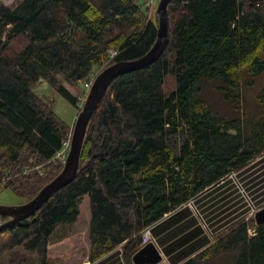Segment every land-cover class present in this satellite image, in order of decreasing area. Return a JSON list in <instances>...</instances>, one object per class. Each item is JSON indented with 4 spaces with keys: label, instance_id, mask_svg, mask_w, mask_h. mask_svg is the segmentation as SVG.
<instances>
[{
    "label": "trees",
    "instance_id": "obj_1",
    "mask_svg": "<svg viewBox=\"0 0 264 264\" xmlns=\"http://www.w3.org/2000/svg\"><path fill=\"white\" fill-rule=\"evenodd\" d=\"M138 1L20 0L10 7L0 0L1 187L29 201L61 172L65 163L55 157L75 119L64 120L35 87L48 82L79 112L96 65L138 58L156 42L159 15ZM167 14L162 56L112 81L89 121L76 179L0 231V264L6 256L10 264L33 262V253L49 264L55 229L67 235L84 198L90 261L122 246L124 263L135 264L146 228L154 237L152 225L194 209L191 200L197 209L196 197L264 154V87L254 112L241 104L243 88L264 74V0H170ZM208 83L234 116L207 99ZM9 218L0 215V224ZM223 223L206 248L172 264H264V223L246 214Z\"/></svg>",
    "mask_w": 264,
    "mask_h": 264
},
{
    "label": "crops",
    "instance_id": "obj_2",
    "mask_svg": "<svg viewBox=\"0 0 264 264\" xmlns=\"http://www.w3.org/2000/svg\"><path fill=\"white\" fill-rule=\"evenodd\" d=\"M245 195L251 198L254 205L264 202V154L252 161L244 173L234 174L196 197L197 209L189 207L188 211L178 214L172 222L166 223L165 220L174 215L168 214L165 220L152 225L157 244L166 240L168 246H171L165 250V245L159 243L160 252L172 264L175 258L184 253H195L206 248L208 244L203 246V242L209 240L211 243L214 240L209 237L206 227L215 234L223 222L241 214L247 215L252 210ZM121 251L122 247L118 246L103 257L90 261V264H125Z\"/></svg>",
    "mask_w": 264,
    "mask_h": 264
},
{
    "label": "water",
    "instance_id": "obj_3",
    "mask_svg": "<svg viewBox=\"0 0 264 264\" xmlns=\"http://www.w3.org/2000/svg\"><path fill=\"white\" fill-rule=\"evenodd\" d=\"M157 14L159 15L158 37L151 49L142 56L119 61L109 65L96 76L92 86L86 95L84 106L78 112L74 124L71 138V146L68 152L66 162L61 172L55 178L47 183L38 194L20 205H2L0 204V215L10 217L9 220L0 224V231L9 225H13L24 218L34 215L46 203L52 195L59 189L67 186L76 179L80 167L81 153L88 129L99 104L107 93L109 86L118 76L125 73L140 70L151 66L158 58L162 56L169 42V18L168 5L170 0H159ZM255 219L258 224L264 223V207L255 213ZM133 261L135 264H160L163 261V254L155 242L151 241L142 246L134 253Z\"/></svg>",
    "mask_w": 264,
    "mask_h": 264
},
{
    "label": "rangeland",
    "instance_id": "obj_4",
    "mask_svg": "<svg viewBox=\"0 0 264 264\" xmlns=\"http://www.w3.org/2000/svg\"><path fill=\"white\" fill-rule=\"evenodd\" d=\"M6 5H9L10 7H14L18 4L20 0H1ZM147 1V2H146ZM154 5L150 6L148 4V0H139L138 2L142 4L144 8H149V14L151 17H154L155 11H157L159 0H153ZM100 65L97 67V65L94 67V73L88 78V82H91L92 79H95L98 73L102 70L104 65ZM97 74V75H96ZM60 84H63L66 88H68L71 92L78 95V99L80 96H83V92L80 91L77 87H74L73 85L69 84L63 76L59 75ZM87 82V83H88ZM264 87V74L260 75L259 78L256 80L255 85L252 87H245L243 88L242 94L244 97L247 98V100L241 103L242 105H246L248 108L249 113L254 112L255 107L257 106V100L256 96L261 88ZM35 90L38 92V94L45 96L46 99L50 100L53 104L54 111H56L64 120H66L68 123H73L74 119L76 120V116L78 114V110L76 107H74L67 99L62 97V95L51 85L48 84V82H45L44 80L41 81L37 86L35 87ZM206 94H208L206 97L207 99H211V101H214L213 103L216 105V108L220 110L221 112L229 113L226 115L234 116L235 113L234 109L232 110V106L229 102H226L222 100L221 93L217 91V88H215L214 84H206L205 88ZM88 93V92H87ZM86 93V94H87ZM75 124V123H74ZM233 176V174H232ZM248 198V202L250 206L252 207L249 214H247L248 218H251L255 215V213L262 207H264V202L261 204H253L251 198L247 195H245ZM28 201V199L23 195H19L16 192H13L12 189L9 188H3L0 186V204L2 205H20L24 204ZM87 201V198H84V200L81 202V210L82 214L77 224L72 226L71 228H66V236L59 237L56 235L61 230V226L55 229V233L52 236L51 243H49V264H90L89 254L91 250L90 245V239H89V218H90V208ZM195 208V207H194ZM208 234L210 235L212 239L214 238L215 234L206 227ZM147 231V228L142 232V238L144 233ZM251 233H254V229H251ZM155 242V241H154ZM156 243V242H155ZM158 246V244L156 243ZM122 247V246H121ZM159 247V246H158ZM160 249V247H159ZM161 250V249H160ZM22 252V251H21ZM29 256V254L22 252ZM32 255V256H31ZM29 257L33 259V262H22V264H39L37 261L38 255L37 253L31 254ZM9 256H6L3 258V261H5V264L9 263ZM163 261L160 264H171L169 260L167 259L166 255H163ZM21 258V257H20ZM28 261V260H27Z\"/></svg>",
    "mask_w": 264,
    "mask_h": 264
},
{
    "label": "built area",
    "instance_id": "obj_5",
    "mask_svg": "<svg viewBox=\"0 0 264 264\" xmlns=\"http://www.w3.org/2000/svg\"><path fill=\"white\" fill-rule=\"evenodd\" d=\"M146 2H147V1H146ZM148 4H149L150 6H153V5H154V1H153V0H148ZM115 54H117V51H116V50H113V49L110 50V56H111V57H114ZM92 82H94V79H92L91 82H88V83L86 84V85H87V92H89V90H90V88H91V86H92V84H93ZM81 99H82V101L85 100L84 97L81 98ZM71 136H72V134L69 136V137H70L69 140L65 142L64 148L61 149V150L57 153V155H56V157H55V158H59V159H61L62 163L66 162V159H67V156H68V152H69V149H70V146H71V138H72ZM189 204H190L192 207H195L193 200H191V201L189 202ZM153 238H154V237H153V235H152L151 229H150V228H147V231H146V232L144 233V235H143L142 246H144V245L147 244L148 242H151V241L154 242L155 240H154Z\"/></svg>",
    "mask_w": 264,
    "mask_h": 264
}]
</instances>
